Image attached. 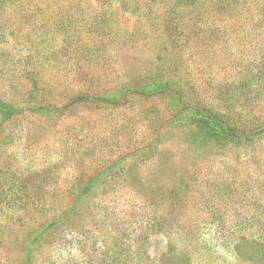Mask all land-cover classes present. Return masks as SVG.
I'll return each instance as SVG.
<instances>
[{"label":"rangeland","instance_id":"374dc122","mask_svg":"<svg viewBox=\"0 0 264 264\" xmlns=\"http://www.w3.org/2000/svg\"><path fill=\"white\" fill-rule=\"evenodd\" d=\"M3 103L0 264H264V133L195 119L264 125V0H0Z\"/></svg>","mask_w":264,"mask_h":264},{"label":"trees","instance_id":"16d2710c","mask_svg":"<svg viewBox=\"0 0 264 264\" xmlns=\"http://www.w3.org/2000/svg\"><path fill=\"white\" fill-rule=\"evenodd\" d=\"M192 1V0H191ZM84 52H81V55H83ZM165 80H155L152 85H150L151 88L153 89H158V88H163L164 90H168L170 89L172 82L171 80H167V82L164 84ZM139 91V90H136ZM140 93H144V94H148V91H146V88L142 89L141 91L138 92ZM256 97L258 98L259 95L255 94ZM261 98V97H260ZM249 102V100H247ZM190 105L189 103H185V106ZM184 106V107H185ZM199 109V108H198ZM0 111L6 115H12L14 114L15 110L12 106H10L9 104L3 103L0 106ZM195 119H197V123L198 126L200 128L201 133L205 136L208 137L211 140H215V141H234V142H239L242 138H248L250 141L253 140L254 134H263L264 133V125L260 126L258 128H255L253 130H251L252 133L246 134V132L240 131L239 127L233 125V124H229V122L227 121L225 114H221L215 111H211L209 108H200L199 112L196 111V117ZM253 134V136H251ZM90 188V185H87ZM87 193H89V190L87 189V187L82 188V190L77 194L76 196V200L77 203L75 205H73L71 208L68 209L67 213H65V215H69V218L72 217L75 213H77L78 211H80V206H79V202H81V200L85 199V196H87ZM59 215V213H58ZM61 220V216L56 217V219L53 221H59ZM53 222L50 223L47 226V230L48 227H51V225H53ZM56 222V225H60L61 223ZM46 228L39 234V238L41 239L42 236L44 235V233L47 231ZM42 240V239H41ZM32 244H34V241H31ZM30 243L29 247H28V253L25 254L24 256V261L23 264H32L33 263V259H34V254H33V246Z\"/></svg>","mask_w":264,"mask_h":264}]
</instances>
